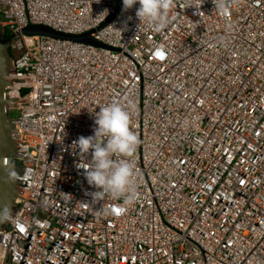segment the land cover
I'll list each match as a JSON object with an SVG mask.
<instances>
[{
  "label": "built area",
  "instance_id": "1",
  "mask_svg": "<svg viewBox=\"0 0 264 264\" xmlns=\"http://www.w3.org/2000/svg\"><path fill=\"white\" fill-rule=\"evenodd\" d=\"M229 3L175 0L157 33L123 0H1L22 170L0 264H264V0ZM111 102L140 141L130 205L95 201L73 148Z\"/></svg>",
  "mask_w": 264,
  "mask_h": 264
},
{
  "label": "clouds",
  "instance_id": "2",
  "mask_svg": "<svg viewBox=\"0 0 264 264\" xmlns=\"http://www.w3.org/2000/svg\"><path fill=\"white\" fill-rule=\"evenodd\" d=\"M216 8L227 15L230 9L229 0H214ZM137 4L136 16L142 24H147L157 33L165 30L175 19L173 9L175 0H123L124 10L132 9ZM7 38V37H6ZM131 104L126 108L118 102H111L95 112L94 135L81 136L74 141L73 148L79 150L81 162L78 169L84 170L88 184L97 191L91 193L95 201L110 196L120 199L123 205L132 204L138 196L136 188V170L134 154L139 144L137 134L132 130ZM91 153V161H82ZM9 165V164H5ZM10 178L17 174L10 171ZM108 210L105 209V214ZM10 206H0V224L12 218Z\"/></svg>",
  "mask_w": 264,
  "mask_h": 264
},
{
  "label": "water",
  "instance_id": "3",
  "mask_svg": "<svg viewBox=\"0 0 264 264\" xmlns=\"http://www.w3.org/2000/svg\"><path fill=\"white\" fill-rule=\"evenodd\" d=\"M26 34L50 36L59 39L93 43L95 45L102 46L92 39L90 34H85L83 36H69L53 31L45 26H31L26 29ZM10 44L11 39L6 38L5 33L0 27V206H10L13 215L16 210V202L19 195L17 177L21 173L22 165L21 161L18 159V146L14 135V121L8 110V107H10L11 104L5 98L7 88L5 78L13 64ZM10 171L16 172L17 177L15 179L10 178ZM8 227L9 221L0 224V233Z\"/></svg>",
  "mask_w": 264,
  "mask_h": 264
},
{
  "label": "rangeland",
  "instance_id": "4",
  "mask_svg": "<svg viewBox=\"0 0 264 264\" xmlns=\"http://www.w3.org/2000/svg\"><path fill=\"white\" fill-rule=\"evenodd\" d=\"M12 116L15 118L17 115H16V113H12Z\"/></svg>",
  "mask_w": 264,
  "mask_h": 264
},
{
  "label": "trees",
  "instance_id": "5",
  "mask_svg": "<svg viewBox=\"0 0 264 264\" xmlns=\"http://www.w3.org/2000/svg\"><path fill=\"white\" fill-rule=\"evenodd\" d=\"M7 38H10V35L9 34H7Z\"/></svg>",
  "mask_w": 264,
  "mask_h": 264
}]
</instances>
